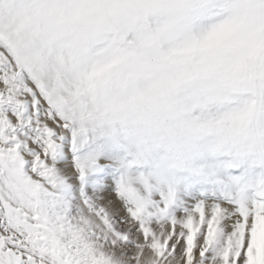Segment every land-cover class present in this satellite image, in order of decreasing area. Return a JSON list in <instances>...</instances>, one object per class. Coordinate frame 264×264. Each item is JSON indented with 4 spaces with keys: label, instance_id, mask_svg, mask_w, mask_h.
Here are the masks:
<instances>
[{
    "label": "clouds",
    "instance_id": "9594fccd",
    "mask_svg": "<svg viewBox=\"0 0 264 264\" xmlns=\"http://www.w3.org/2000/svg\"><path fill=\"white\" fill-rule=\"evenodd\" d=\"M8 13L42 42L38 55L63 52L79 73L103 69L86 93L91 120L122 131L182 168L196 143L235 149L264 162V6L224 0L206 26L194 25L204 0H13ZM238 21L254 41L243 56L211 61L189 49L214 24ZM55 72H45L54 83ZM66 102L72 97L65 95ZM230 102L228 113L202 118L209 106ZM199 110V111H196ZM250 227V225H249ZM113 264H133L121 249L104 250ZM150 254L137 264H147ZM152 264H155L153 261Z\"/></svg>",
    "mask_w": 264,
    "mask_h": 264
},
{
    "label": "snow or ice",
    "instance_id": "6c2138e0",
    "mask_svg": "<svg viewBox=\"0 0 264 264\" xmlns=\"http://www.w3.org/2000/svg\"><path fill=\"white\" fill-rule=\"evenodd\" d=\"M12 2L0 0V264H113L107 248L123 249L133 264L149 254L147 264H251L258 229L264 244V200L241 205L223 222L219 207L197 205L183 220L161 223L170 195L149 213L126 189L133 206L121 231H114L106 218L97 226L85 217L70 221L49 210L46 198L56 186L48 165L56 148L54 130L63 117L91 119L86 93L103 69L81 74L63 52H50L47 59L38 55L42 42L25 22L10 12L6 22L5 5ZM206 2L222 9L224 0ZM259 3L264 6V0ZM241 29L238 21L214 24L189 50L207 53L213 62L243 56L254 41ZM50 66L55 72L51 86L44 78ZM239 118L228 113L218 122ZM258 195L264 197V192Z\"/></svg>",
    "mask_w": 264,
    "mask_h": 264
},
{
    "label": "rangeland",
    "instance_id": "374dc122",
    "mask_svg": "<svg viewBox=\"0 0 264 264\" xmlns=\"http://www.w3.org/2000/svg\"><path fill=\"white\" fill-rule=\"evenodd\" d=\"M220 7L216 2L204 3L202 13L193 21L194 25L206 26L211 23ZM229 103L225 101L222 105L209 106L200 115L202 118H214L226 114ZM58 127L65 132L57 137L62 140L67 136L65 145L69 149L71 163L80 169L79 171L74 167L76 175L82 176L79 165L81 154L87 152L89 156L94 155L92 162L89 161L87 165L91 169L87 177L97 180L96 185L101 189L105 188L104 193H113L123 209L125 206H133V200L126 194V189L132 190L135 197L145 204L149 213L162 207L165 198L170 195L171 200L166 213L160 218L161 223L171 219L183 220L197 205L204 206V201L216 204L213 209L221 203L224 204V207H219L223 212V222L231 214L232 205L238 211L248 197L254 200L255 196L256 202L264 200V197L258 195L264 192V162H257L250 154H243L235 149L218 151L205 139L196 143L182 168H170L162 162V153L146 150L144 143L122 131L118 125L87 118L63 117ZM58 157L59 152L55 149L51 160L57 162ZM94 159L107 160L97 163ZM105 177L108 180L103 181ZM60 179L61 177L56 176L55 184ZM84 185H81V197L85 196L83 199L90 193ZM109 185L111 187L108 188ZM50 190L53 194L50 193L46 198L48 204H52L66 218L69 209L65 207L60 188L55 186ZM126 213L129 214L128 211ZM126 213L124 212L125 215ZM103 215L100 213V217ZM157 218L153 216V220ZM109 224L114 231H121L126 221H109ZM259 232L260 229L258 243L253 251L255 264L264 260V244L259 243ZM128 235V247H131L132 236L130 232Z\"/></svg>",
    "mask_w": 264,
    "mask_h": 264
},
{
    "label": "bare ground",
    "instance_id": "6f19581e",
    "mask_svg": "<svg viewBox=\"0 0 264 264\" xmlns=\"http://www.w3.org/2000/svg\"><path fill=\"white\" fill-rule=\"evenodd\" d=\"M33 112H30L29 115H32ZM79 116H76L75 119H78ZM55 134L53 136V140L55 141L57 151L59 152V157L57 159V162L52 161L51 155L48 158V165L54 169L55 177L59 176L61 177L60 181L57 182L56 187L60 188L62 192V197L64 200L65 207L69 209L66 214L67 220L70 221H76L80 217H85L92 221L97 226L103 225V220L106 218L109 221L114 222H121V220H125L126 223L130 221L129 214L126 213V211L129 210L130 206H125L126 208L123 209L122 205H119V200L117 198H114L113 193H104L105 188L101 189L100 186L96 185L97 180L95 181L93 178L87 177L88 172L91 171L90 167L87 166L89 161L92 162V157L94 155L89 156L87 152L84 154H81V162L79 165L81 166V177L76 175L74 172V165L71 163V156L68 154V147L65 145V142H67V136L64 137V139H60L57 135H63L65 130L60 129L57 127L56 130H54ZM79 143V142H78ZM89 156V158H88ZM102 158V157H101ZM88 159V160H84ZM97 163H102L107 159L99 160L94 159ZM55 162V164H54ZM78 165V166H79ZM78 169L77 167H75ZM80 171V169H78ZM78 171V172H79ZM80 173V172H79ZM83 178V180H81ZM108 180V177H105L103 181ZM85 184L84 187H86V190L90 192L88 194V197L83 199L81 197V185ZM111 187V185L108 186V188ZM97 188V189H96ZM50 193L53 194L52 190H49ZM255 197V196H254ZM252 200L250 197L245 201L244 206H250L253 202H256L257 199ZM55 202V200L53 201ZM204 204V207L213 210V206L216 204H212L209 201L202 202ZM202 205V204H201ZM219 207H224V204H219ZM236 206H231V214H228L226 220H231L234 215L238 212L236 211ZM49 210L51 212H55L58 214H61L54 206L49 205ZM102 213L104 214L102 217L97 216L96 213ZM126 213V215L124 214ZM125 218H128L127 220ZM131 233V236L133 238V233ZM251 264H255V254L253 255V258L251 259Z\"/></svg>",
    "mask_w": 264,
    "mask_h": 264
}]
</instances>
